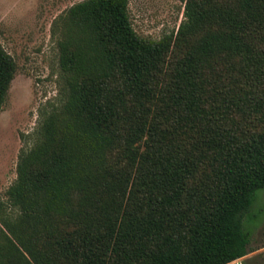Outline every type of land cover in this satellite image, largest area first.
Returning a JSON list of instances; mask_svg holds the SVG:
<instances>
[{
    "label": "trees",
    "instance_id": "16d2710c",
    "mask_svg": "<svg viewBox=\"0 0 264 264\" xmlns=\"http://www.w3.org/2000/svg\"><path fill=\"white\" fill-rule=\"evenodd\" d=\"M140 38L129 0L52 23L58 92L0 199V264H230L264 190V0H174ZM16 73L0 44V110Z\"/></svg>",
    "mask_w": 264,
    "mask_h": 264
},
{
    "label": "rangeland",
    "instance_id": "374dc122",
    "mask_svg": "<svg viewBox=\"0 0 264 264\" xmlns=\"http://www.w3.org/2000/svg\"><path fill=\"white\" fill-rule=\"evenodd\" d=\"M82 0H0V44L16 64V73L0 110V199L16 179L21 150L32 147L39 110L58 92V57L54 20ZM136 34L158 41L176 32L183 5L174 0H129ZM248 253L230 264H264V190L244 219Z\"/></svg>",
    "mask_w": 264,
    "mask_h": 264
}]
</instances>
